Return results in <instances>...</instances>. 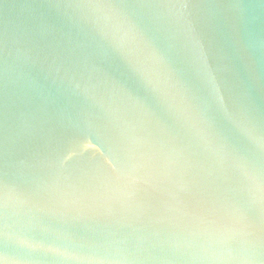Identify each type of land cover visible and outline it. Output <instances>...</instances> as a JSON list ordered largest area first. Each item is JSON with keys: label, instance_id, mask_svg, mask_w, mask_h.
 <instances>
[{"label": "water", "instance_id": "water-1", "mask_svg": "<svg viewBox=\"0 0 264 264\" xmlns=\"http://www.w3.org/2000/svg\"><path fill=\"white\" fill-rule=\"evenodd\" d=\"M0 264H264V0H0Z\"/></svg>", "mask_w": 264, "mask_h": 264}]
</instances>
